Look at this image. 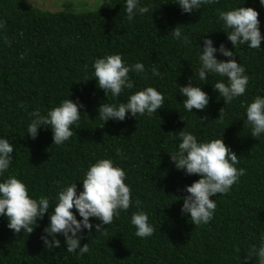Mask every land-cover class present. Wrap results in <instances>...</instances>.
Here are the masks:
<instances>
[{"label": "trees", "instance_id": "obj_1", "mask_svg": "<svg viewBox=\"0 0 264 264\" xmlns=\"http://www.w3.org/2000/svg\"><path fill=\"white\" fill-rule=\"evenodd\" d=\"M57 1L62 7L51 10L27 0H0V137L14 146L10 167L0 180L15 176L32 198L47 197L51 211L62 187L77 183V191L82 190L85 171L105 158L125 172L132 202L111 224L102 225V232L95 230L100 221L89 218L93 228L83 230L80 241L81 246L88 244L89 252L82 255L78 250L68 252L60 234H56L59 247H45L41 236L48 213L31 233L23 229L14 233L0 216V264H258L255 256L244 257L259 246L264 233V134L251 135L245 106L257 95L264 96V39L261 49H248L247 44L234 49L218 12L238 6L255 8L264 36V7L259 0H213L193 13L182 12L175 0H141L149 12L131 22L125 0H102L101 8L94 11L72 10L79 8V0ZM175 27L181 30L179 39L171 35ZM205 38L215 47L223 43L234 51L248 76L245 94L231 104L224 105L212 87L221 77L210 74L201 82L193 76L198 45ZM111 54L145 67L144 73L129 72L134 86L118 97L105 96L92 75L94 60ZM153 67L159 76H152ZM191 76L209 95L206 109L194 108V113L184 110L176 87V83L186 85ZM147 86L164 95L157 113L126 114L123 121L99 118L102 103L126 102L132 92ZM67 97L84 105L69 140L54 145L50 128L44 126L32 139L27 134L29 113L38 109L46 114ZM181 130L192 132L198 141L222 136L238 157L237 169L245 170L228 192L211 197L216 208L207 224L195 225L180 211L183 200L177 197L199 179L178 170L170 158ZM72 211L76 213L75 208ZM138 211L145 212L153 226L149 237L135 235L130 220Z\"/></svg>", "mask_w": 264, "mask_h": 264}, {"label": "clouds", "instance_id": "obj_2", "mask_svg": "<svg viewBox=\"0 0 264 264\" xmlns=\"http://www.w3.org/2000/svg\"><path fill=\"white\" fill-rule=\"evenodd\" d=\"M184 13H193L202 6L213 3V0H175ZM244 3V2H243ZM264 7V0H259ZM124 10L128 21L136 15L149 12V6L142 4L141 0H125ZM258 11L253 7L238 6L230 10L218 12L219 21L222 22L224 33L234 49L247 44L248 49H261L264 36L260 30ZM2 26V25H0ZM173 38H181V30L175 27L171 30ZM187 41V37H185ZM199 46L197 67L193 72L199 81H207L210 74L221 77L212 87L218 90L219 97L223 98L224 105L231 104L236 98L245 94L248 76L244 67L234 58L235 52L226 48L223 43L215 47L210 38H205ZM264 50V49H261ZM217 53L229 59L217 58ZM92 75L97 85L104 90L105 96L111 94L118 97L125 89L133 88V81L129 72L144 73V65L137 61L127 64L121 55L111 54L94 60ZM193 71V70H192ZM152 76H159L155 67L151 70ZM186 85H178L179 94L183 97L182 105L186 112L194 113L193 109L204 110L209 103V95L202 90L201 85H195L192 77ZM226 79V82H225ZM204 84V83H203ZM164 103V95L156 88L147 86L132 92L126 102L119 104L102 103L98 107V116L106 122L109 119L123 121L126 114L131 117L152 116ZM84 105L77 98L76 101L64 99L58 106L42 114L36 109L29 113L31 117L27 126V134L35 139L38 130L44 126L52 132V143L62 145L73 135L72 126L81 118ZM223 108L220 109L222 116ZM86 114V113H85ZM246 122L251 127V135L259 138L264 134V96L257 95L245 106ZM218 118V119H219ZM181 119H184L181 116ZM206 119V117L201 118ZM180 142L177 150L170 154L172 162L178 170H183L186 175H197L198 180L186 185L182 199L181 214H188L195 225L207 224L213 217L216 203L211 198L216 194H223L230 190L236 183L244 169H237V155L227 146L222 136L217 139L198 141L190 131H179ZM14 146L7 138L0 137V177L9 169ZM125 172L114 166L110 159H97L84 173L82 190L77 191V183L62 187L56 195V203L49 211L50 203L47 197L32 198L26 185L15 176L9 175L0 180V216L8 221L7 227L14 233L21 230L31 233L33 225L48 213V224L44 228L45 235L41 236L43 243L49 250L59 247L60 240L56 234L64 237L66 250L79 254L89 252L88 244L81 246L83 230L91 231L93 224L91 218L100 223L95 224L96 232H102V225L112 223L115 215L121 210H127L131 204V192L124 182ZM75 208L76 213L72 211ZM80 219H77V214ZM131 224L135 228L137 237H149L153 233V226L148 223V216L143 211L131 215ZM51 237V239H49ZM239 252V249H236ZM255 258L258 264H264V233L260 235L259 246H253L244 259Z\"/></svg>", "mask_w": 264, "mask_h": 264}, {"label": "rangeland", "instance_id": "obj_3", "mask_svg": "<svg viewBox=\"0 0 264 264\" xmlns=\"http://www.w3.org/2000/svg\"><path fill=\"white\" fill-rule=\"evenodd\" d=\"M27 1L29 3H31L32 5H34L38 8H41V9L57 10V8L59 9L62 7L61 1H57V4H56V0H27ZM58 4H60V5L57 7ZM78 6H79V8H73L72 10H74V11H79V10L94 11V10L101 8L102 0H79ZM83 7H85V8L80 9Z\"/></svg>", "mask_w": 264, "mask_h": 264}]
</instances>
